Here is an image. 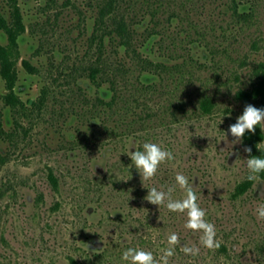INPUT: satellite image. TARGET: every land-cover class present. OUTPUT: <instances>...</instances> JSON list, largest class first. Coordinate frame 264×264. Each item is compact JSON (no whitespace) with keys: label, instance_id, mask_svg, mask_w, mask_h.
Returning <instances> with one entry per match:
<instances>
[{"label":"rangeland","instance_id":"rangeland-1","mask_svg":"<svg viewBox=\"0 0 264 264\" xmlns=\"http://www.w3.org/2000/svg\"><path fill=\"white\" fill-rule=\"evenodd\" d=\"M105 1L19 0L27 29L20 39L18 91L24 100L39 98L44 88L47 93L30 109L10 110L0 60V118L6 129L0 133V264H72L70 257L85 264L88 252L104 250L113 256L110 264H128L123 252L138 247L142 237L155 241L146 251L159 259L173 232L180 244L169 264H264V220L256 214L264 204L259 199L264 185L256 189L251 181L247 191L235 194L247 179L249 155L244 139L232 146L228 132L243 107L236 92L250 87L264 61V0H238L246 17L233 11V0H120L121 12L137 28L140 51L174 65L142 106L159 115L136 134L117 126L119 115L102 109L97 117L86 100L107 87L89 74L100 60L125 61L123 89L136 90L139 66L130 54L109 35L104 43L93 40ZM0 8L12 18L9 0H0ZM173 10L179 16L169 19ZM0 38L6 43L3 33ZM23 59L38 71L30 72ZM203 94L217 103L212 113L198 108ZM144 142L175 157L149 180L127 155L142 150ZM178 173L195 187L205 219L215 225L218 249L203 247L201 233L184 227L186 213L144 199L152 187L172 188V198L182 199ZM185 244L199 247V255H185Z\"/></svg>","mask_w":264,"mask_h":264},{"label":"trees","instance_id":"trees-1","mask_svg":"<svg viewBox=\"0 0 264 264\" xmlns=\"http://www.w3.org/2000/svg\"><path fill=\"white\" fill-rule=\"evenodd\" d=\"M9 3L12 13L11 19L8 18L0 8V33H3L7 38L6 43H3L0 38L1 74L5 80V88L7 90L4 94L5 103L10 110L20 112L40 104L45 98L47 89L44 88L39 98H30L28 100H24L18 91V61L21 57L20 39L26 31L27 25L19 0H9ZM231 8L236 14L243 17L247 16L248 12L241 10L238 0H233ZM121 11L120 0L105 1L100 8L99 16L95 22L93 40H100L101 43H104L105 37L109 35L114 41L118 42L119 47L124 48L125 51L130 54L131 59L139 66L136 90L127 91L123 89L124 86L122 83L127 84L128 77H126V74L129 72L128 65L125 61H119L116 64L110 65L107 63L104 64L105 62L101 63L100 60L96 65L90 66L89 74L100 87L103 82L107 83V87L100 89L99 93H97L94 98L86 100H90L91 111L97 112V117L98 115L100 116L102 109L108 111V115L114 117L115 114L119 115L120 117L116 116V118H118L116 120L119 121L117 126H120L122 123L125 125L124 130L132 134L145 128L144 126L149 119H153L159 115L158 113L152 112L150 109H143L142 106L148 103L146 98L150 95V91H153V88L155 89L158 80L163 77L162 73L173 71L174 65L170 66L165 61H159L145 56L142 51H140L142 43H139V37L136 39L137 28L132 26L133 22ZM149 13L152 16V20H158L156 11L150 10ZM170 14L169 19H174L179 16L174 10ZM152 34H154V32ZM99 57H103L102 52L99 54ZM23 63L30 72L38 71V67L29 59H23ZM175 67L177 68L178 66L175 65ZM124 72L126 74H124ZM98 75L103 79L101 82L97 80ZM144 97L145 101H142ZM236 98L243 101L241 114L245 106L249 104L264 109V61L260 62L259 68L256 70V77L252 80L250 87L240 88L236 92ZM216 104V101L210 95L203 94L199 96L198 108L206 114L212 113L215 110ZM176 105L177 107L183 106L182 103ZM139 108L142 109V111H138ZM122 109L126 111L122 112ZM180 109L185 111L184 107ZM95 116L96 115H93V118H97ZM127 117L129 119H127ZM101 127H104L103 124H100L99 129ZM104 128L101 129L104 130ZM113 128L115 127L108 126L107 129L111 133L117 132L113 130ZM261 128H263V124L258 125L254 133L246 132L243 139L247 147L252 149L251 155L264 157V131H261ZM5 132L4 123L0 118V133ZM258 175L264 179V172ZM50 177L54 184L57 185V176L51 172ZM250 184L251 181L247 179L241 181L235 189V194L237 196L243 194L248 190ZM154 242L155 241L151 238L142 237L141 242H138V247L135 248L146 251L147 247L155 244ZM87 256L88 260H86L85 264H110V262L113 261V256L108 254L107 250L94 252L93 255L88 252ZM70 258L72 264H80L75 257Z\"/></svg>","mask_w":264,"mask_h":264},{"label":"clouds","instance_id":"clouds-1","mask_svg":"<svg viewBox=\"0 0 264 264\" xmlns=\"http://www.w3.org/2000/svg\"><path fill=\"white\" fill-rule=\"evenodd\" d=\"M262 124H264V109L251 104L246 105L243 113L237 117L236 122L229 126L228 132L234 137L231 142L232 146L241 143L246 132L254 133L256 127ZM261 131H264V128H261ZM225 135L227 140V134L225 133ZM245 152L249 154V158L246 159L247 180L255 182L257 189L258 185H264V182L259 181L258 175L264 172V157L251 155L252 149L250 147H246ZM231 154L236 155L237 159L239 158L237 153ZM127 155L143 180L153 178L162 163L175 159L171 151L152 142H144L142 150L130 151ZM175 181L185 193L182 199L172 198V188L165 192L158 190L156 187L148 189V194L144 199L153 205H165L171 212L186 213L187 220L184 227L201 233L200 244L203 247L209 250L218 249L220 242L216 239L215 225L205 219L206 211L197 203L198 197L194 190L195 187L190 185L187 177L180 173L175 176ZM259 196V199H264V187L260 188ZM256 214L258 219L264 220V204L258 206ZM167 242L168 247L162 250L159 259L154 257L151 251L131 247L123 252L122 259L127 261L128 264H169L170 258L175 255L176 246L180 244L178 234L175 232L170 233ZM181 251L185 255L196 256L199 255L200 249L195 245L185 244L181 246Z\"/></svg>","mask_w":264,"mask_h":264},{"label":"flooded vegetation","instance_id":"flooded-vegetation-1","mask_svg":"<svg viewBox=\"0 0 264 264\" xmlns=\"http://www.w3.org/2000/svg\"><path fill=\"white\" fill-rule=\"evenodd\" d=\"M121 111H122V110H121ZM124 111H126V110L123 109V112H124ZM154 118H155V117H154ZM154 118H153V119H154ZM127 119H129V118L127 117ZM150 120H151V119H149V121H150ZM146 125H147V124H146ZM143 129H144V128H143ZM143 129H142V130H143ZM142 130H139V131H137V132H140V131H142ZM137 132L132 133V134H136ZM137 150H139V148H138ZM84 244H86V243H84Z\"/></svg>","mask_w":264,"mask_h":264}]
</instances>
